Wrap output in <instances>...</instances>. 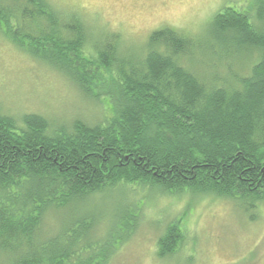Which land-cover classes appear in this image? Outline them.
Masks as SVG:
<instances>
[{"label":"trees","instance_id":"obj_1","mask_svg":"<svg viewBox=\"0 0 264 264\" xmlns=\"http://www.w3.org/2000/svg\"><path fill=\"white\" fill-rule=\"evenodd\" d=\"M252 2L244 13L224 9L211 23L230 53H248V73L225 65L229 75L210 81L181 63L198 44L172 29L153 33L134 60L121 56L115 34L102 46L91 41L76 11L51 0H0V35L110 105L103 120L69 126L39 114L18 119L0 107V253L14 256L8 264H109L118 236L96 235V217L81 210L115 189L207 195L259 209L264 0ZM143 204L131 202L132 214ZM65 208L79 214L42 242L47 215ZM183 235L178 224L169 226L158 256L176 254Z\"/></svg>","mask_w":264,"mask_h":264},{"label":"rangeland","instance_id":"obj_2","mask_svg":"<svg viewBox=\"0 0 264 264\" xmlns=\"http://www.w3.org/2000/svg\"><path fill=\"white\" fill-rule=\"evenodd\" d=\"M51 1L79 13L91 41L99 46L109 34L117 35L125 58L143 57L151 35L169 28L198 44L181 63L204 79L227 77L225 65L231 66L230 72L247 74L252 63L248 53H230L211 27L224 9L244 13L253 6L252 0ZM109 106L105 98L93 101L64 74L0 35V107L5 114L18 119L39 114L53 124L69 126L78 119L99 122L108 115ZM135 200L144 203L139 215H133L130 207ZM85 212L97 219L96 235L118 236L117 241L113 238L109 264H264V203L249 212L240 202L207 195L167 196L150 188L132 195L115 189L96 197L81 210ZM76 214L74 208L49 213L39 239L46 241L64 229ZM173 223L184 233V241L176 254L160 257L158 241ZM13 257L0 253V264Z\"/></svg>","mask_w":264,"mask_h":264}]
</instances>
